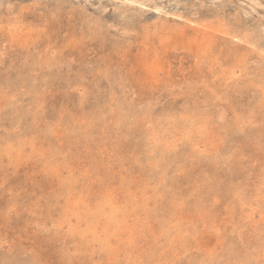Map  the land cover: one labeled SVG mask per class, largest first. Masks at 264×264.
I'll return each mask as SVG.
<instances>
[{
	"label": "rangeland",
	"instance_id": "obj_1",
	"mask_svg": "<svg viewBox=\"0 0 264 264\" xmlns=\"http://www.w3.org/2000/svg\"><path fill=\"white\" fill-rule=\"evenodd\" d=\"M0 264H264V0H0Z\"/></svg>",
	"mask_w": 264,
	"mask_h": 264
},
{
	"label": "bare ground",
	"instance_id": "obj_2",
	"mask_svg": "<svg viewBox=\"0 0 264 264\" xmlns=\"http://www.w3.org/2000/svg\"><path fill=\"white\" fill-rule=\"evenodd\" d=\"M2 87V86H1ZM166 183V182H165Z\"/></svg>",
	"mask_w": 264,
	"mask_h": 264
}]
</instances>
